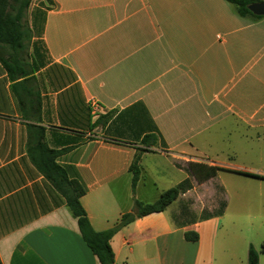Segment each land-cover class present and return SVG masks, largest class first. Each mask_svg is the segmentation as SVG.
<instances>
[{
	"label": "crops",
	"instance_id": "obj_1",
	"mask_svg": "<svg viewBox=\"0 0 264 264\" xmlns=\"http://www.w3.org/2000/svg\"><path fill=\"white\" fill-rule=\"evenodd\" d=\"M26 25L22 49L0 44L1 264H100L36 164L84 186L96 232L187 184L112 237L114 264H245L264 169L235 161L264 150V18L225 0H31ZM190 163L219 171L198 182Z\"/></svg>",
	"mask_w": 264,
	"mask_h": 264
},
{
	"label": "trees",
	"instance_id": "obj_2",
	"mask_svg": "<svg viewBox=\"0 0 264 264\" xmlns=\"http://www.w3.org/2000/svg\"><path fill=\"white\" fill-rule=\"evenodd\" d=\"M225 1L233 5L237 15L242 18H249L251 20L264 18L255 16L248 10L249 5L264 2V0ZM30 2L31 0H0V44L7 45L13 50L22 49L27 31L20 21L26 14ZM1 61L8 72H11V66L6 61ZM154 142L155 136H146L142 144L151 147ZM36 165L56 190L64 197L66 206L77 220L83 241L97 257L100 264H114V254L110 241L119 230L135 219L164 211L165 208L171 204L180 193L185 191L187 187L186 183H182L177 187L168 189L162 192L159 199L152 204H144L134 200L131 212L124 214L113 228L107 231L96 232L92 229L86 212L80 203L81 197L85 195L84 186L78 180H69L65 171L56 164ZM189 169L198 182H203L213 177L216 172L219 171L218 168L200 163H190ZM140 170V155H137L130 166L133 188L140 178ZM185 238L192 242L197 240L196 235H191L189 233L185 235ZM260 253L264 254V246L261 247ZM247 261L248 264H258V251H256L253 246H250L248 249Z\"/></svg>",
	"mask_w": 264,
	"mask_h": 264
},
{
	"label": "rangeland",
	"instance_id": "obj_3",
	"mask_svg": "<svg viewBox=\"0 0 264 264\" xmlns=\"http://www.w3.org/2000/svg\"><path fill=\"white\" fill-rule=\"evenodd\" d=\"M33 2H37L38 0H32ZM20 23L22 26L25 28L26 25V14L23 16L21 19ZM234 141H236V137L233 138ZM233 141V142H234ZM235 145L237 147H242L238 146L236 143ZM245 148V145L243 146ZM246 151L249 150V147L246 146L245 148ZM252 152H245V157L242 154H238V159L235 161V163L245 165V167H250V168H260L264 169V164H261L262 160H264V150L257 148L255 146L252 150ZM260 155H262V159L260 158ZM261 162V163H259ZM243 222V231L242 235L243 238L242 240L245 241V245L243 249H240L238 251L239 257H245V264L247 263V255L248 252L246 247L248 245H252L257 251L260 252L261 247L264 246V211H258L254 210L251 213H245V217L242 220ZM260 258V264H262V260H264V256L259 255ZM243 259V258H242Z\"/></svg>",
	"mask_w": 264,
	"mask_h": 264
},
{
	"label": "water",
	"instance_id": "obj_4",
	"mask_svg": "<svg viewBox=\"0 0 264 264\" xmlns=\"http://www.w3.org/2000/svg\"><path fill=\"white\" fill-rule=\"evenodd\" d=\"M248 10L255 16L264 17V2L251 4L248 6Z\"/></svg>",
	"mask_w": 264,
	"mask_h": 264
},
{
	"label": "built area",
	"instance_id": "obj_5",
	"mask_svg": "<svg viewBox=\"0 0 264 264\" xmlns=\"http://www.w3.org/2000/svg\"><path fill=\"white\" fill-rule=\"evenodd\" d=\"M90 108H91V113L94 115L96 112L99 111L100 107L99 105L97 104V102L91 100L90 101Z\"/></svg>",
	"mask_w": 264,
	"mask_h": 264
}]
</instances>
